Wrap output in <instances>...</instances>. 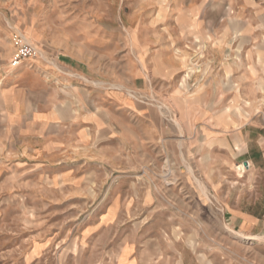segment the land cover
Returning <instances> with one entry per match:
<instances>
[{
    "label": "rangeland",
    "instance_id": "rangeland-1",
    "mask_svg": "<svg viewBox=\"0 0 264 264\" xmlns=\"http://www.w3.org/2000/svg\"><path fill=\"white\" fill-rule=\"evenodd\" d=\"M2 15L14 36L32 17L86 32L96 126L25 132L0 99V264H264V0H0ZM158 52L176 57L167 80Z\"/></svg>",
    "mask_w": 264,
    "mask_h": 264
},
{
    "label": "crops",
    "instance_id": "crops-1",
    "mask_svg": "<svg viewBox=\"0 0 264 264\" xmlns=\"http://www.w3.org/2000/svg\"><path fill=\"white\" fill-rule=\"evenodd\" d=\"M10 21L3 15L0 17V99L5 104L6 117L12 122L20 118L25 132L29 131L30 123L42 126L40 131L59 129L67 122L75 125L81 120L89 122V128L95 127L91 52L84 50L86 32L82 31L81 35L60 32L56 23L45 22L43 17H32L28 23L18 22L21 35L29 37L37 54L13 66L10 61L14 55L15 29ZM175 59V56L166 57L165 53L154 54L151 77L167 80L174 75L176 69H170V62ZM80 65H85L87 71H79L76 67ZM77 77H83L85 84L75 83ZM8 127L13 132L16 128L12 124ZM127 261L134 262L128 255Z\"/></svg>",
    "mask_w": 264,
    "mask_h": 264
},
{
    "label": "built area",
    "instance_id": "built-area-1",
    "mask_svg": "<svg viewBox=\"0 0 264 264\" xmlns=\"http://www.w3.org/2000/svg\"><path fill=\"white\" fill-rule=\"evenodd\" d=\"M11 60L13 66H17L26 59L33 58L36 53V48L21 34L14 36V52Z\"/></svg>",
    "mask_w": 264,
    "mask_h": 264
}]
</instances>
